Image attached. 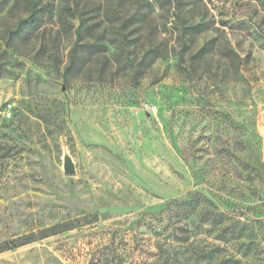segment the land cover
<instances>
[{
	"label": "rangeland",
	"instance_id": "374dc122",
	"mask_svg": "<svg viewBox=\"0 0 264 264\" xmlns=\"http://www.w3.org/2000/svg\"><path fill=\"white\" fill-rule=\"evenodd\" d=\"M23 1L0 0V243L80 226L0 264H264V0H69L82 26L42 0L20 34Z\"/></svg>",
	"mask_w": 264,
	"mask_h": 264
},
{
	"label": "trees",
	"instance_id": "16d2710c",
	"mask_svg": "<svg viewBox=\"0 0 264 264\" xmlns=\"http://www.w3.org/2000/svg\"><path fill=\"white\" fill-rule=\"evenodd\" d=\"M23 6L27 12L26 17L21 18L17 23L16 32L20 34H26L29 30H35L38 27L40 16L44 14V9L42 6V0H24ZM2 9V6L0 7ZM63 10L66 12L68 16H70L72 19L79 18L80 20V26L84 24V17L83 12L79 11L77 5H74L73 1H67V3L64 4ZM76 34L78 38L81 37V30L80 27L76 30ZM76 54L77 50L74 47L70 50V61L66 67V72L64 75H66L67 71L74 65L76 60ZM78 219H73L69 221H65L62 223H58L56 225L46 227L40 230V235H36L35 233H31L30 235H26L19 239H12L9 242L0 243V252H3L8 249H14L18 248L20 246L32 243L36 240L44 239L46 237H49L51 235L58 234L60 232L68 231L71 229H74L80 225H78Z\"/></svg>",
	"mask_w": 264,
	"mask_h": 264
},
{
	"label": "water",
	"instance_id": "95a60500",
	"mask_svg": "<svg viewBox=\"0 0 264 264\" xmlns=\"http://www.w3.org/2000/svg\"><path fill=\"white\" fill-rule=\"evenodd\" d=\"M63 171L66 175H74L76 174V163L73 160L72 156L70 155L68 148L65 147L63 150Z\"/></svg>",
	"mask_w": 264,
	"mask_h": 264
},
{
	"label": "built area",
	"instance_id": "2783aa9c",
	"mask_svg": "<svg viewBox=\"0 0 264 264\" xmlns=\"http://www.w3.org/2000/svg\"><path fill=\"white\" fill-rule=\"evenodd\" d=\"M12 104L9 103L5 108H4V111H3V115L6 117V118H10L12 116Z\"/></svg>",
	"mask_w": 264,
	"mask_h": 264
}]
</instances>
